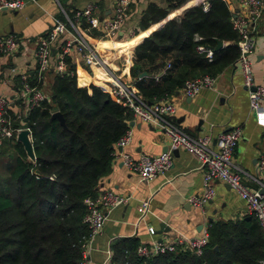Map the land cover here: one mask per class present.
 Wrapping results in <instances>:
<instances>
[{
    "label": "trees",
    "instance_id": "1",
    "mask_svg": "<svg viewBox=\"0 0 264 264\" xmlns=\"http://www.w3.org/2000/svg\"><path fill=\"white\" fill-rule=\"evenodd\" d=\"M164 1L167 7L149 3L134 32L158 27L134 48L146 32L116 45L121 78L131 77L147 102L172 94L188 79L215 77L239 54L227 0ZM218 40L228 44L216 49ZM199 45L213 50L211 61ZM66 66L64 73H56L51 96L27 116L36 161L29 159L19 140L0 147V264H81L89 235L83 201L94 196L99 182L111 173L116 142L134 119L133 111L113 98L114 82L102 67L76 66L70 53ZM143 72L147 74L140 76ZM55 111L62 112L65 123L52 117ZM140 243L136 237L115 239L110 245L113 263L259 264L264 258L262 232L254 216L211 223L201 256L179 247L141 257L136 253Z\"/></svg>",
    "mask_w": 264,
    "mask_h": 264
},
{
    "label": "crops",
    "instance_id": "2",
    "mask_svg": "<svg viewBox=\"0 0 264 264\" xmlns=\"http://www.w3.org/2000/svg\"><path fill=\"white\" fill-rule=\"evenodd\" d=\"M151 2L167 7L164 0H133L122 31L112 39L98 40L100 31L97 27L84 22L79 25L86 41L96 47L98 55L118 75L122 62L118 58L116 45L126 44L127 40L146 32L131 46L134 48L144 36L158 27L154 24L138 34L134 32ZM227 2L233 15L241 12L239 0ZM89 3L96 5L98 19L109 16L114 6V0H27L20 10H5L0 13V35L15 34L19 38L18 49L14 53L0 51V96L12 98L15 111L25 106L21 95L22 75L29 74L30 79L35 82L31 76H37L35 51L40 37L48 32L55 16L72 17L77 9ZM181 10L182 8L171 11L167 18ZM255 32L256 43L252 55L254 84L264 87V13L257 22ZM69 38L68 32L59 43L64 44ZM102 41L111 42L112 46L101 45ZM226 44L228 42L222 41V46ZM70 55L76 66L84 64L75 48ZM55 75L56 71L51 68L41 83L49 96L52 94ZM125 79L133 82L131 77ZM250 90L243 83L238 64L231 63L215 76L212 86L201 88L192 97L185 95L183 86L174 91L171 95L176 105V113L170 118L194 137L202 134L215 137L224 130L241 127L242 136L231 158L232 171L240 173L243 184L253 190L264 188V170L258 166L260 153L264 151V125L257 121L250 109ZM130 128L133 136L123 151L133 156L141 153L156 155L165 147L170 148V139L160 125L143 122L134 117ZM119 151L118 149L115 152L111 173L99 182L98 187L113 189L129 199L126 204L108 213L101 232L91 246L90 264L103 262L111 243L117 238L136 237L141 243L152 240L173 242L181 237L192 240L199 237L204 229L208 230L211 223L228 224L243 218L248 220L253 216L230 186L217 180L213 183L215 197L202 210L195 208L189 200L202 192L203 171L198 159L183 149H174L170 168L147 182L140 181L136 174L128 172L122 166ZM147 198H150V210L139 220L137 208ZM161 224L165 225L164 230L160 228ZM149 227L155 230L154 235L149 234Z\"/></svg>",
    "mask_w": 264,
    "mask_h": 264
},
{
    "label": "built area",
    "instance_id": "3",
    "mask_svg": "<svg viewBox=\"0 0 264 264\" xmlns=\"http://www.w3.org/2000/svg\"><path fill=\"white\" fill-rule=\"evenodd\" d=\"M27 0H0V13L5 10H20L26 5ZM133 0H114V6L109 16L98 19L97 7L93 3L77 9L72 17L65 18L55 16L53 24L48 32L40 37L35 51L38 62L37 80L33 82L29 74L22 75V97L25 106L21 110L13 109L14 100L8 96H0V147L7 142L18 140L19 133L28 129L33 142V131L27 125L30 111L42 105L49 98L42 88L44 76L51 68L56 73H64L67 70L66 56L75 48L80 54L84 65L100 66L114 82L111 93L113 98L133 111V116L143 122H153L160 125L170 139V148L156 155L141 153L133 156L123 148L131 141L133 131L131 128L116 142V150L121 147L119 155L122 166L138 176L140 181L147 182L156 178L159 174L170 168L173 161L174 149H183L193 154L203 171V188L199 195L190 197V203L197 209L202 210L207 202L215 197L214 181H221L244 201L248 211L255 217L262 232L264 242V188L250 189L242 182V176L232 171V155L242 136L239 126L220 132L213 137L210 134H202L194 137L179 127L170 117L176 113V105L171 94H164L147 102L133 87L130 81L121 78L111 69L108 62L98 55L96 47L84 38L79 25L81 22L89 26L97 27L100 31L99 39H112L119 35L127 20ZM242 10L233 15V28L238 33L237 45L239 54L235 62L241 72L243 83L250 90L249 106L255 114L257 121L264 125V87L254 84L253 58L252 55L256 43V25L264 13V0H239ZM208 8V3H203V9ZM70 33V38L64 44L59 41L64 34ZM201 37L195 35L198 40ZM19 46V38L15 34L0 35V51L14 53ZM204 51L209 61L213 59V50L202 45L197 47ZM56 50L57 52H54ZM169 63L165 69L169 67ZM215 77L202 75L188 79L183 85V91L187 96L196 95L201 88L212 86ZM213 143V145H212ZM259 168L264 170V151L260 153ZM54 179V176L51 177ZM128 197L113 189H100L94 196H88L83 203L86 208L84 223L89 229V235L85 241L82 252L81 264H90V250L96 236L101 232L108 213L128 202ZM150 210V198L140 202L137 212L138 219H143ZM150 235H154L152 227L148 229ZM208 244V230L204 229L201 235L192 240L177 238L173 242L152 240L149 243H140L136 253L141 257H151L175 252L179 247H185L197 256H201ZM100 264H114L111 248L106 252V257ZM264 264V258L259 261Z\"/></svg>",
    "mask_w": 264,
    "mask_h": 264
},
{
    "label": "water",
    "instance_id": "4",
    "mask_svg": "<svg viewBox=\"0 0 264 264\" xmlns=\"http://www.w3.org/2000/svg\"><path fill=\"white\" fill-rule=\"evenodd\" d=\"M221 46H222V40H218V41H217L216 49H218V48L221 47ZM55 51H56V50H54V52H55ZM145 74H147V73H146V72H143V73L140 74V76H143V75H145ZM52 117H53V118H54V117H57V118H59L63 123H65L64 116H63L62 112H60V111H55V112L53 113ZM18 140L21 141V142L23 143V145H24V147H25V150H26V152H27L28 157H29L30 159H32L33 161H36V154H35V151H34V146H33V142H32L31 137H30V132H29V130H28V129H24V130H22V131L19 133V135H18ZM119 150L121 151V147H119ZM167 150H168V147H165V148L163 149V151H167ZM0 151H1V149H0ZM210 221H212V220L210 219ZM164 227H165L164 224H161V225H160V228H161L162 230H164Z\"/></svg>",
    "mask_w": 264,
    "mask_h": 264
},
{
    "label": "bare ground",
    "instance_id": "5",
    "mask_svg": "<svg viewBox=\"0 0 264 264\" xmlns=\"http://www.w3.org/2000/svg\"><path fill=\"white\" fill-rule=\"evenodd\" d=\"M135 39H136V37H134V38H132V39H130V40H127V42L134 41ZM105 42H107V41H102V42H101V45L104 44Z\"/></svg>",
    "mask_w": 264,
    "mask_h": 264
},
{
    "label": "rangeland",
    "instance_id": "6",
    "mask_svg": "<svg viewBox=\"0 0 264 264\" xmlns=\"http://www.w3.org/2000/svg\"><path fill=\"white\" fill-rule=\"evenodd\" d=\"M5 157H7V156L5 155ZM2 159H5V158L3 157ZM193 254H194V253H193Z\"/></svg>",
    "mask_w": 264,
    "mask_h": 264
}]
</instances>
